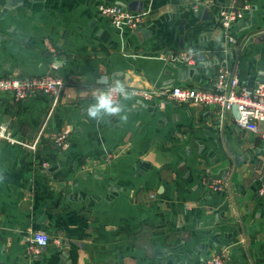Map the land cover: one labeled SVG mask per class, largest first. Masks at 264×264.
<instances>
[{"label":"crops","instance_id":"obj_1","mask_svg":"<svg viewBox=\"0 0 264 264\" xmlns=\"http://www.w3.org/2000/svg\"><path fill=\"white\" fill-rule=\"evenodd\" d=\"M99 5L139 15L138 29H114ZM222 68L264 83V0H0V78L64 82L55 105L0 93V127L25 145L0 143V264H264V142L233 110L127 91L120 114L87 111L105 79L208 90ZM37 232L49 244L29 256Z\"/></svg>","mask_w":264,"mask_h":264},{"label":"built area","instance_id":"obj_2","mask_svg":"<svg viewBox=\"0 0 264 264\" xmlns=\"http://www.w3.org/2000/svg\"><path fill=\"white\" fill-rule=\"evenodd\" d=\"M97 12L100 17L105 18L114 29L134 32L141 23V17L130 10L116 6L99 5ZM242 18V11L235 7V2L227 12L220 16V24L224 30L231 29V26ZM231 34V33H230ZM227 36L229 43L234 44L235 40L231 35ZM126 88V87H125ZM64 89L62 79L51 73L39 77H5L0 78V93L11 95L14 102L20 103L33 96H45L51 98L55 105ZM134 97L144 101L155 96H164L170 103L187 104L200 107H213L220 112H230L236 108L238 117L236 125L243 131L253 133L264 142V133L258 129L259 124H264V83L254 87L239 85L238 81L231 77L230 72L222 68L213 80L212 89L182 88L173 87L170 90L160 93L148 92L142 89H127ZM121 97H117L119 102ZM56 148L65 151L69 147L68 133L61 132L53 138ZM7 142L11 145L25 146L14 140L6 127H0V143ZM206 186L212 191L223 189V180L214 179L206 182ZM49 244V236L43 232L33 235L27 248L29 256L37 255L41 249ZM201 264H223L222 255L210 256Z\"/></svg>","mask_w":264,"mask_h":264},{"label":"clouds","instance_id":"obj_3","mask_svg":"<svg viewBox=\"0 0 264 264\" xmlns=\"http://www.w3.org/2000/svg\"><path fill=\"white\" fill-rule=\"evenodd\" d=\"M106 85L98 88L94 93L95 103L88 107V115L97 118L101 113L105 115H118L122 112V107L118 103L117 97L128 98V92L124 83L117 79L109 83L106 79L102 81Z\"/></svg>","mask_w":264,"mask_h":264},{"label":"water","instance_id":"obj_4","mask_svg":"<svg viewBox=\"0 0 264 264\" xmlns=\"http://www.w3.org/2000/svg\"><path fill=\"white\" fill-rule=\"evenodd\" d=\"M133 88V87H132ZM134 89H136V88H134ZM233 111H234V113L236 114V118L238 117V112H237V110H236V108H233Z\"/></svg>","mask_w":264,"mask_h":264}]
</instances>
